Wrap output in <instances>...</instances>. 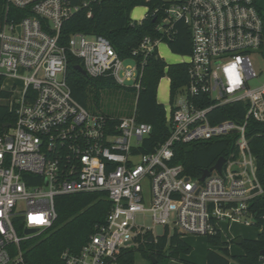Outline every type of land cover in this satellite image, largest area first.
<instances>
[{
    "label": "built area",
    "instance_id": "built-area-1",
    "mask_svg": "<svg viewBox=\"0 0 264 264\" xmlns=\"http://www.w3.org/2000/svg\"><path fill=\"white\" fill-rule=\"evenodd\" d=\"M104 1L6 0L0 90L10 96L0 100L15 121L0 133V264H27L24 247L52 227L62 194L105 192L111 209L78 250L61 253V264H119L124 250L151 235L158 240L154 227L140 220L147 216L170 233L220 234L232 244L235 223L264 229L252 207L264 186L247 133L250 119L264 122V84L249 86L259 76L253 52L264 43V19L254 0H144L146 13L132 23L155 16L157 36L142 39L133 67L105 36L74 32L61 40L65 22L81 10L91 15ZM178 22L191 36L192 51L182 61L189 80L165 107L170 133L163 142L149 146L153 125L136 112L110 125V117L91 113L73 96L69 55L80 58L90 76L139 89L147 55L169 45ZM138 54L144 57L138 60ZM7 79L21 80L22 92L15 93L16 84L4 88ZM234 102L245 104L241 121H211L216 107ZM219 138L233 146L222 170H211L204 181L172 163L177 143ZM30 228L36 231L27 233Z\"/></svg>",
    "mask_w": 264,
    "mask_h": 264
},
{
    "label": "trees",
    "instance_id": "trees-1",
    "mask_svg": "<svg viewBox=\"0 0 264 264\" xmlns=\"http://www.w3.org/2000/svg\"><path fill=\"white\" fill-rule=\"evenodd\" d=\"M144 3V0H107L93 5L91 15L87 14V10H81L65 22L61 40L65 42L74 32L102 35L111 41L122 58H129L139 48L146 35L157 36L155 16L149 14L143 21L132 23L130 17L132 9ZM5 4L6 0H0V25ZM254 4L264 19V0H254ZM16 11V8L11 9V17H14ZM169 46L177 54L191 53L190 32L183 22L177 23L175 37L169 41ZM261 51L264 53V43ZM143 57L144 55L138 54L137 59L141 60ZM79 64L82 65L80 58L68 56L67 82L73 96L81 104L92 112H100L110 117V125H115L121 117L102 110V95L104 89L108 87L125 89L132 92L135 98L131 114L136 112L138 120L153 125V132L148 139L149 146L153 147L169 136L170 127L166 121L165 106L157 98L158 87L161 79L168 75L173 98L176 91L189 80L187 63H167L158 50H154L146 57L139 89L133 85L122 86L111 77L84 75L76 69ZM8 96L9 92L0 90V98ZM208 104L209 102L204 103ZM244 115L245 104L234 102L216 107L210 119L212 122L224 119L241 121ZM14 121V112L6 104L0 103V133L6 129L5 124H13ZM247 133L251 149L257 158L258 177L264 186V122L250 119ZM232 143L226 138L177 143L172 163L183 165L187 175L200 178L204 169L211 168L221 156L227 155L229 147L233 146ZM252 207L257 211L259 224H264V194L256 198ZM110 209L111 202L105 192L58 195L56 197L58 216L52 227L34 237V240L31 239L32 241L30 240L24 247L26 263L61 264V253L67 248L78 250L95 232L96 226L105 221ZM206 239L209 245L206 264H230L232 260L240 264H264L261 258L264 250V229L259 231L255 238H244L240 245L241 253H233L230 248L233 241L224 240L220 234L211 235ZM192 250L193 246L183 234L178 231L170 233L166 230L156 242H146L138 248L124 250L119 257V264H134L138 251L150 264H154L150 255L159 259L156 264H163L171 259L184 264H197L182 257L190 254Z\"/></svg>",
    "mask_w": 264,
    "mask_h": 264
},
{
    "label": "rangeland",
    "instance_id": "rangeland-1",
    "mask_svg": "<svg viewBox=\"0 0 264 264\" xmlns=\"http://www.w3.org/2000/svg\"><path fill=\"white\" fill-rule=\"evenodd\" d=\"M146 13V8L141 5L135 6L131 13L130 17L133 20H140L143 15ZM159 52L160 55L165 59L167 63H180L183 60H186L187 57L182 54H177L173 52L170 46L166 43H162L159 45ZM253 63L256 70L259 73V76L256 78H252L249 80V86L255 88L261 84H264V53L261 50H257L253 52ZM135 58L129 57L125 59L124 65L133 67L135 66ZM13 84H16L15 93L20 94L22 92V82L19 79H7L3 83V87L6 89H10ZM130 84V83H128ZM134 94L130 91L125 89H114L112 87H108L104 89L102 95V110L112 113L119 117L129 116L131 115V111L134 107ZM157 98L159 102L164 104L165 107H168L171 104V89H170V78L168 75L164 76L158 87V94ZM2 101L0 100V103ZM91 113H98L100 112H92ZM134 111V110H133ZM134 112H132L133 114ZM140 218V217H139ZM141 222L144 224L154 227V232L157 236L164 235L166 232V228L162 225H154L153 221L149 216L146 218H140ZM233 231L237 235H241L244 238H255L259 232V229L255 226H247L244 223H235L233 224ZM186 238L189 240L190 244L193 246V250L189 255H183L182 257L193 261L197 264H204L206 260V253L209 248L207 243L206 237L202 235H186ZM34 240V239H32ZM31 240V241H32ZM232 252L233 253H241V247L237 244H232ZM234 250V251H233ZM175 261L179 262V260L174 259ZM232 264H240L239 262L232 260ZM134 264H150L149 260L143 256V254L138 251L135 255V262ZM163 264H169V262H165Z\"/></svg>",
    "mask_w": 264,
    "mask_h": 264
},
{
    "label": "water",
    "instance_id": "water-1",
    "mask_svg": "<svg viewBox=\"0 0 264 264\" xmlns=\"http://www.w3.org/2000/svg\"><path fill=\"white\" fill-rule=\"evenodd\" d=\"M76 69L79 70V71H80L81 73H83L84 75H87L86 70L83 68V66H82L81 64L77 65V66H76ZM9 126H10V124H5V127H9ZM224 162H225V157H224V156H221L211 168H206V169H204L203 174H202V176L200 177V180H201V181H204L205 178L210 174L211 170H213V169H218L219 171H221ZM35 231H36V230H35V229H32V228L26 230L27 233H33V232H35ZM243 240H244V237H242V236H238V237L234 240V243L237 244V245H241V244L243 243ZM153 241H154V236L151 235V236L149 237V242H153ZM262 254H264V250L262 251ZM150 258L152 259V262H153L154 264L157 263V259L154 258V256L150 255Z\"/></svg>",
    "mask_w": 264,
    "mask_h": 264
},
{
    "label": "crops",
    "instance_id": "crops-1",
    "mask_svg": "<svg viewBox=\"0 0 264 264\" xmlns=\"http://www.w3.org/2000/svg\"><path fill=\"white\" fill-rule=\"evenodd\" d=\"M233 233H234V231H233ZM235 234V233H234ZM235 235H237V234H235ZM258 235V234H257ZM238 236H241V235H238ZM185 239L189 242V240L186 238V236H185ZM190 243V242H189ZM233 246H231L230 248H232ZM232 250V249H231ZM234 251V250H233ZM241 252H242V249H241ZM189 255V254H188ZM206 260H207V253H206ZM206 260H205V263L204 264H206ZM230 264H232V262L230 263Z\"/></svg>",
    "mask_w": 264,
    "mask_h": 264
},
{
    "label": "flooded vegetation",
    "instance_id": "flooded-vegetation-1",
    "mask_svg": "<svg viewBox=\"0 0 264 264\" xmlns=\"http://www.w3.org/2000/svg\"><path fill=\"white\" fill-rule=\"evenodd\" d=\"M154 258H156V257H154ZM157 259V262H159V259L158 258H156Z\"/></svg>",
    "mask_w": 264,
    "mask_h": 264
}]
</instances>
